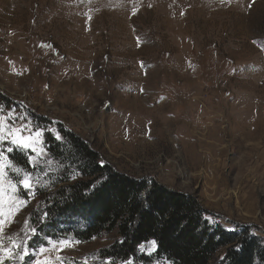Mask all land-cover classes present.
<instances>
[{
  "label": "rangeland",
  "instance_id": "1",
  "mask_svg": "<svg viewBox=\"0 0 264 264\" xmlns=\"http://www.w3.org/2000/svg\"><path fill=\"white\" fill-rule=\"evenodd\" d=\"M0 108L41 130L51 162L8 153L39 182L6 228L29 222L32 255L5 264H112L99 251L113 234L85 242L33 224L65 185L67 163L46 142L62 132L119 173L195 196L212 225L264 248V0H0ZM152 242L113 264H171Z\"/></svg>",
  "mask_w": 264,
  "mask_h": 264
},
{
  "label": "trees",
  "instance_id": "2",
  "mask_svg": "<svg viewBox=\"0 0 264 264\" xmlns=\"http://www.w3.org/2000/svg\"><path fill=\"white\" fill-rule=\"evenodd\" d=\"M62 134L64 142L49 137L46 142L49 153L67 163L61 171L65 185L42 199L49 207L38 211L33 222L46 235L71 232L86 242L113 234L114 243L99 251L112 264L136 260L150 241L156 245L155 258L171 264H214L222 249L225 257L218 264H264L259 239L247 230L228 232L212 225L195 196L119 173L101 164L84 140ZM73 173L79 177L70 182Z\"/></svg>",
  "mask_w": 264,
  "mask_h": 264
},
{
  "label": "snow or ice",
  "instance_id": "3",
  "mask_svg": "<svg viewBox=\"0 0 264 264\" xmlns=\"http://www.w3.org/2000/svg\"><path fill=\"white\" fill-rule=\"evenodd\" d=\"M18 120L22 121L24 118L17 117L12 112L4 113V110L0 108V264H5L6 259L22 261L24 257L32 255L25 247L28 235L35 233V229L29 222L24 221V228L21 232H8L6 228L15 222L16 215L27 207L30 199L35 197L33 185L39 182V178L34 180L31 172L15 164L8 153L14 151L24 153L32 168H38L41 164L50 166L51 163L47 159L43 146L41 145L40 150L36 147V143L42 138L41 130L38 128L33 130L30 122L20 123L17 127ZM57 139H60L59 135ZM22 193H27V198ZM44 215L47 216L46 213ZM71 243L69 240L60 241L57 250L59 251L64 246H71ZM152 244L154 245L155 242L153 241ZM46 251L48 249L41 247L38 255ZM57 260L60 258L57 257ZM34 264H39V262L35 261ZM61 264L65 262L61 260Z\"/></svg>",
  "mask_w": 264,
  "mask_h": 264
}]
</instances>
